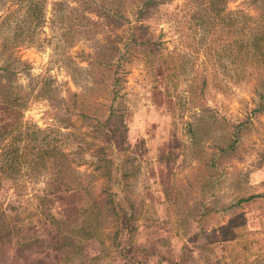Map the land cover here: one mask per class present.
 <instances>
[{"label": "rangeland", "instance_id": "1", "mask_svg": "<svg viewBox=\"0 0 264 264\" xmlns=\"http://www.w3.org/2000/svg\"><path fill=\"white\" fill-rule=\"evenodd\" d=\"M27 1L0 0V62L13 59L14 85L29 93L23 119L56 134L79 171L92 170L103 142L97 118L117 92L127 123L123 150L113 148L126 173L119 197L129 212L133 207L132 236L142 247L129 249L126 234L117 248L110 244L117 218L104 205L93 207L104 214L88 239L81 226L91 203L81 189L47 202L54 218L46 219L32 195L43 181L24 178L19 194L0 191L12 220L0 231V264H264V111L223 161L215 194L202 188L216 173L207 161L228 125L262 95L264 101V51L253 39L264 16L250 0H44L38 23L25 17ZM136 19L161 35L169 74L153 76L137 50L118 60ZM4 37L12 46H2ZM81 109H95L96 120L83 118ZM95 173L99 193L104 168ZM256 193L262 196L209 212L201 228L190 216L199 199L220 207Z\"/></svg>", "mask_w": 264, "mask_h": 264}, {"label": "trees", "instance_id": "2", "mask_svg": "<svg viewBox=\"0 0 264 264\" xmlns=\"http://www.w3.org/2000/svg\"><path fill=\"white\" fill-rule=\"evenodd\" d=\"M250 2L259 12V15L264 16V0H250ZM147 4L149 3H144V5ZM43 6L44 0H28L25 5V17L34 23H38ZM8 17L5 16L3 20ZM85 21L88 22L90 19L85 18ZM128 24L127 36L123 42L124 52L121 53L118 60L124 57L125 54L130 55L132 50H137L149 63L148 69L153 76L164 75L165 72L169 74L170 67L167 61L163 60L165 45L161 35L155 34L150 30L149 25L138 21V19ZM253 39L254 47L264 51V28L259 33L254 34ZM11 42L8 38H2L3 47L12 46ZM18 64L27 65L22 61H18ZM17 71L13 59L4 58L0 62V191H3L5 187L6 189L14 188L19 194L23 187L22 180L24 178L33 182L43 181L42 188L35 190L32 195L34 199L39 200V205L43 208L39 211V214L45 215L46 219H53V213L46 206L47 202L51 203L62 199L60 197L63 193L81 189L91 203L90 210L85 216L86 218L84 217L81 226V230L86 232L88 239L92 236L95 237V234L100 231L99 227L95 225V221L104 214L101 210H93V207L94 205H99V207L104 205L107 206L106 209L110 212L107 214L114 215L117 218V227L108 238L110 244L117 248L123 243L121 237L126 234L124 240L131 242V245H128L129 249L134 250L135 246L136 248L142 247V243L135 241L132 236L131 229H135L131 223L133 218L135 219L133 207H131L132 211L129 212L123 205L124 200L119 197V193H122L121 187L126 173L121 172L118 162L114 161L113 148L123 150L127 123L123 109L121 106H117L120 101L117 100V92L114 89L111 90L112 95L109 98L107 107L100 114L101 118L93 117L95 116V109L92 112L85 109L79 110L78 114L83 118L92 120L97 118L98 126L104 129L103 142L99 143V148L95 151L92 170L79 171L77 166L72 163L70 152L65 151L56 138L52 137L56 134L48 133V129L40 128L36 123L23 119L22 111L29 98V93H20V90L14 85L13 76ZM117 80L118 77H114L112 88L117 85ZM91 85L92 83H90ZM152 86L153 89L157 90V84L153 83ZM261 98L262 100L251 108L246 117L228 125L224 142L214 145L213 152L207 162L216 173L210 177V183L206 182L202 186L203 191L210 192L209 195H214L222 182L223 161L228 160L236 153L240 142L253 124V117L264 111L263 95ZM192 124V122H186L187 132L190 139L196 142L198 138ZM101 167L104 168V188L96 193L93 188L96 178L95 171ZM117 171L118 175L116 174ZM115 184L120 187L119 191H113L112 187ZM261 196V193L241 196L234 203L220 207L213 202L209 205L210 201L203 202L199 199L195 201L197 208L195 211L190 212V216L197 221L198 226L201 228V219L209 212L236 207ZM126 204L128 205L127 202ZM8 208H11V206H8ZM11 221L10 215L2 208L0 203V231L6 229L8 222ZM67 245L70 247L71 241L62 243L59 248H67ZM25 247L22 246V249L29 248L25 249ZM232 255H236V253Z\"/></svg>", "mask_w": 264, "mask_h": 264}]
</instances>
